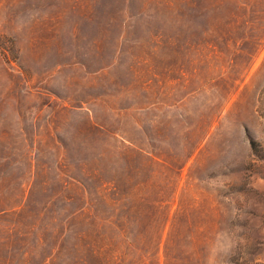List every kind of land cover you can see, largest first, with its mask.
Returning <instances> with one entry per match:
<instances>
[{
	"label": "rangeland",
	"instance_id": "obj_1",
	"mask_svg": "<svg viewBox=\"0 0 264 264\" xmlns=\"http://www.w3.org/2000/svg\"><path fill=\"white\" fill-rule=\"evenodd\" d=\"M0 264H264V0H0Z\"/></svg>",
	"mask_w": 264,
	"mask_h": 264
}]
</instances>
